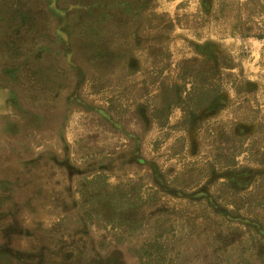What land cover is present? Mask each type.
Segmentation results:
<instances>
[{
    "label": "rangeland",
    "instance_id": "rangeland-1",
    "mask_svg": "<svg viewBox=\"0 0 264 264\" xmlns=\"http://www.w3.org/2000/svg\"><path fill=\"white\" fill-rule=\"evenodd\" d=\"M0 264H264V0H0Z\"/></svg>",
    "mask_w": 264,
    "mask_h": 264
}]
</instances>
